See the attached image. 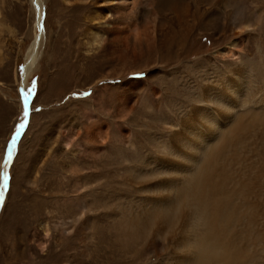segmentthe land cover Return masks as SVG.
Masks as SVG:
<instances>
[{
  "label": "bare ground",
  "instance_id": "1",
  "mask_svg": "<svg viewBox=\"0 0 264 264\" xmlns=\"http://www.w3.org/2000/svg\"><path fill=\"white\" fill-rule=\"evenodd\" d=\"M62 1L83 5L96 27L76 21L89 54L73 57L69 44L55 51L56 58L64 65L82 61L81 68L97 62L100 79L131 77L114 85L121 92L115 107L122 116L135 107L133 95L146 92L160 102L167 79L174 76L170 80L176 83L175 64L198 39L209 41L203 63L184 65H191L193 76L176 89L186 88V98L175 116L162 118L164 137L153 141L155 153L128 165L125 179L139 197L124 210L121 230L129 239L149 237L154 247L148 256L156 264H264V0L252 2L248 15L239 0L233 7L230 0H214L205 8L201 0ZM202 15L208 21L201 32ZM38 44L37 37L27 52L23 88L35 68ZM105 132L87 133L88 145L100 150ZM79 220L59 223L61 236L69 237Z\"/></svg>",
  "mask_w": 264,
  "mask_h": 264
},
{
  "label": "rangeland",
  "instance_id": "2",
  "mask_svg": "<svg viewBox=\"0 0 264 264\" xmlns=\"http://www.w3.org/2000/svg\"><path fill=\"white\" fill-rule=\"evenodd\" d=\"M213 1L201 0V7ZM234 1L237 2L230 0V7L235 6ZM255 1L263 0H239L238 7L248 15ZM80 11L86 13L83 5H66L62 0H0V185L8 145L25 120V94H31L27 126L7 167L10 179L0 202V264L158 262L148 256L154 247L149 237L129 239L119 227L124 210L133 208V200L139 197L134 185L126 181L125 173L137 157L155 153L153 141L164 137L162 118L175 116L178 105L186 98V88L176 89L178 83L193 76L191 65H184L187 60L201 59L203 63L209 41L199 37L194 48L175 64L176 83L170 80L174 76L167 79L163 91L166 96L160 102L146 92L133 95L135 107L126 109L122 116L115 107L121 92L114 85L131 77L120 81L100 79L103 72L97 62L83 68L82 61L71 60L64 65L54 54L56 50L61 52L60 46L69 44L75 47L73 57L89 54L83 40L85 33L77 30L76 21L82 25L87 21V27L96 25L87 13L83 20ZM207 21L202 15L201 32ZM37 37L35 68L23 88L27 52ZM105 87L113 89L104 91ZM97 89L96 98L88 100ZM91 130L106 131L108 135L100 150L99 146L88 145L87 133ZM86 144L90 152L85 150ZM82 204L86 205L85 211L79 208ZM75 218L80 220L69 237L61 236L59 223ZM88 230L91 233L87 239Z\"/></svg>",
  "mask_w": 264,
  "mask_h": 264
},
{
  "label": "snow or ice",
  "instance_id": "3",
  "mask_svg": "<svg viewBox=\"0 0 264 264\" xmlns=\"http://www.w3.org/2000/svg\"><path fill=\"white\" fill-rule=\"evenodd\" d=\"M30 96H31L30 93L25 94V112H24L25 120L18 125L15 135L13 136L11 143L8 146L7 156L4 161L5 171L3 173V185L2 187H0V202L3 201L4 190L8 188V184H9L10 177L7 171V167L12 163L13 154L16 151V147H17V141L19 140L21 134L23 133L24 129L27 126V117H28L27 107Z\"/></svg>",
  "mask_w": 264,
  "mask_h": 264
},
{
  "label": "water",
  "instance_id": "4",
  "mask_svg": "<svg viewBox=\"0 0 264 264\" xmlns=\"http://www.w3.org/2000/svg\"><path fill=\"white\" fill-rule=\"evenodd\" d=\"M23 90V89H22ZM11 143V142H10ZM10 143H9V145H10ZM8 145V146H9ZM8 150V149H7ZM2 178H3V175H2ZM3 180V179H2ZM2 185H3V182L1 183V185H0V187H2ZM5 191V190H4Z\"/></svg>",
  "mask_w": 264,
  "mask_h": 264
}]
</instances>
